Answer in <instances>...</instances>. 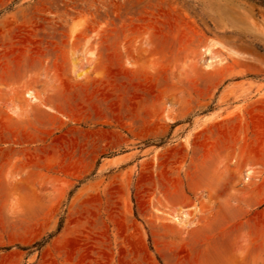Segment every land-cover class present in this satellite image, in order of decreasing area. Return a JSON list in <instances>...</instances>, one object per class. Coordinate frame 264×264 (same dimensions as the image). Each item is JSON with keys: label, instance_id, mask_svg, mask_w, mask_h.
<instances>
[{"label": "rangeland", "instance_id": "374dc122", "mask_svg": "<svg viewBox=\"0 0 264 264\" xmlns=\"http://www.w3.org/2000/svg\"><path fill=\"white\" fill-rule=\"evenodd\" d=\"M26 95V135L0 136V264H194L208 176L238 187L264 154V5L0 0V127Z\"/></svg>", "mask_w": 264, "mask_h": 264}, {"label": "crops", "instance_id": "0c3cea01", "mask_svg": "<svg viewBox=\"0 0 264 264\" xmlns=\"http://www.w3.org/2000/svg\"><path fill=\"white\" fill-rule=\"evenodd\" d=\"M76 54L78 52L71 55L72 72ZM49 95L65 97L64 94L54 93L47 94L42 101L30 95L24 97L25 102L16 98L18 102L14 103V117L10 118L6 127H0V136L26 135L21 124L31 119L32 114L22 115V108L18 104L28 105L30 110L31 98L45 102ZM18 124L20 128H12ZM246 171L247 176L242 177L238 187H232L227 177L208 176L206 204L212 206L213 212L209 215L199 212L200 224L184 226V229H190L187 232L190 234L189 246L194 264H264V154L261 158L252 159ZM199 185L200 181L191 183L192 189H197ZM240 232L246 233L247 239L243 251L235 257L230 253ZM207 248H215L216 253L211 251V256L206 257Z\"/></svg>", "mask_w": 264, "mask_h": 264}, {"label": "trees", "instance_id": "16d2710c", "mask_svg": "<svg viewBox=\"0 0 264 264\" xmlns=\"http://www.w3.org/2000/svg\"><path fill=\"white\" fill-rule=\"evenodd\" d=\"M258 1H260V3H262L264 5V1L263 0H258Z\"/></svg>", "mask_w": 264, "mask_h": 264}, {"label": "bare ground", "instance_id": "6f19581e", "mask_svg": "<svg viewBox=\"0 0 264 264\" xmlns=\"http://www.w3.org/2000/svg\"><path fill=\"white\" fill-rule=\"evenodd\" d=\"M80 69H82V68H80Z\"/></svg>", "mask_w": 264, "mask_h": 264}]
</instances>
